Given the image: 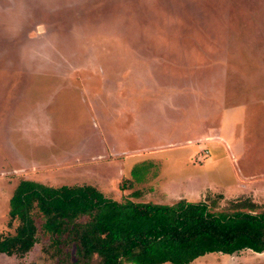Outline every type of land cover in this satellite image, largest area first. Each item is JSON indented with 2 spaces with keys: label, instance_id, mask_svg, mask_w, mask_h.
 I'll use <instances>...</instances> for the list:
<instances>
[{
  "label": "rangeland",
  "instance_id": "374dc122",
  "mask_svg": "<svg viewBox=\"0 0 264 264\" xmlns=\"http://www.w3.org/2000/svg\"><path fill=\"white\" fill-rule=\"evenodd\" d=\"M21 181L261 211L264 0H0V236ZM38 235L0 264H58ZM245 255L191 264H264Z\"/></svg>",
  "mask_w": 264,
  "mask_h": 264
},
{
  "label": "trees",
  "instance_id": "16d2710c",
  "mask_svg": "<svg viewBox=\"0 0 264 264\" xmlns=\"http://www.w3.org/2000/svg\"><path fill=\"white\" fill-rule=\"evenodd\" d=\"M148 167L134 166L120 188L143 182ZM211 206L184 199L117 202L91 185L21 181L8 201L10 224L17 226L13 235L0 236V255L26 254L39 231L60 251L58 264H191L211 253H264V207L257 211L249 199L235 200L225 212Z\"/></svg>",
  "mask_w": 264,
  "mask_h": 264
},
{
  "label": "crops",
  "instance_id": "0c3cea01",
  "mask_svg": "<svg viewBox=\"0 0 264 264\" xmlns=\"http://www.w3.org/2000/svg\"><path fill=\"white\" fill-rule=\"evenodd\" d=\"M21 53V52H20ZM192 198H196L195 196L194 197H192ZM202 198H204V196H202ZM187 201V200H186ZM241 253H246V255H245V257L247 256V255H251L252 257H260V256H264V253H262V254H256V253H254L253 254V252H251V251H242ZM240 253V254H241ZM220 254V253H219ZM232 256H234V255H232ZM222 257H224V258H226V259H228V257H230V256H228V255H222ZM243 259H244V257H243ZM196 261V260H195Z\"/></svg>",
  "mask_w": 264,
  "mask_h": 264
}]
</instances>
